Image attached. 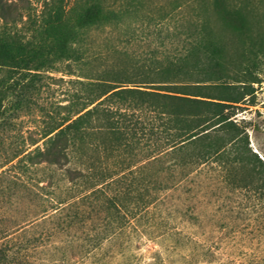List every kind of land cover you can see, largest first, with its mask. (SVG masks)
<instances>
[{"label": "trees", "instance_id": "1", "mask_svg": "<svg viewBox=\"0 0 264 264\" xmlns=\"http://www.w3.org/2000/svg\"><path fill=\"white\" fill-rule=\"evenodd\" d=\"M142 3L43 0L40 19L24 36L7 26L15 22L12 4L0 0V73L10 79L67 62L76 76L65 114L38 148L39 161L30 160L54 166L69 192L43 205V219L62 209L65 227H72L93 211L105 212L106 230L115 222L112 229L123 231L204 171L231 190L264 191V161L234 117L241 103L255 102L262 81L261 2L187 0L191 11L177 4L156 14ZM144 25L155 26L152 42L162 44L147 52L125 48ZM15 239L0 244V264L53 261L35 257L38 236L27 237L21 249Z\"/></svg>", "mask_w": 264, "mask_h": 264}, {"label": "rangeland", "instance_id": "2", "mask_svg": "<svg viewBox=\"0 0 264 264\" xmlns=\"http://www.w3.org/2000/svg\"><path fill=\"white\" fill-rule=\"evenodd\" d=\"M142 1L143 10L153 14L177 4L184 13L192 8L187 0ZM258 1L264 9V0ZM9 2V19L15 22L7 26L31 35L43 0ZM215 24L220 26L217 20ZM154 28L139 27L137 40L123 46L138 52L160 46L158 39L152 42ZM66 68L62 62L58 69L12 74L10 79L0 73V244L16 238L15 248L21 249L27 237L38 236L34 255L37 260L51 257L48 264H264V191L231 190L212 171L170 191L155 211L145 212L123 231L112 229L115 222L106 230L105 212L93 211L92 218L72 227H65L62 209L43 219L44 204L69 194L54 166L30 161H39L38 148L70 102L76 76ZM259 77L255 102L241 103L234 117L248 128L249 144L264 161V65ZM102 233L107 238L96 244Z\"/></svg>", "mask_w": 264, "mask_h": 264}]
</instances>
